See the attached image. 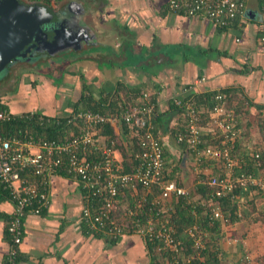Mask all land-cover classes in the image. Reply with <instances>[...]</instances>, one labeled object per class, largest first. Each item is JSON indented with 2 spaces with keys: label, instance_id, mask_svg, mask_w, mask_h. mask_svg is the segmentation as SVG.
I'll list each match as a JSON object with an SVG mask.
<instances>
[{
  "label": "crops",
  "instance_id": "1",
  "mask_svg": "<svg viewBox=\"0 0 264 264\" xmlns=\"http://www.w3.org/2000/svg\"><path fill=\"white\" fill-rule=\"evenodd\" d=\"M66 1L84 9L97 45L23 66L18 76L1 80L0 103L12 114H35L22 120L29 125L23 130L45 140L31 129L33 121L38 127L43 123L60 126V119L74 110L102 100L106 112L110 105L129 108L146 93L156 103L157 135L173 160L181 148L171 131L182 121L179 110L171 109L174 99L232 90L245 106L250 104L246 111L264 110V43L260 42L264 28L259 0H245V16L225 28L170 10L169 0ZM111 128L121 150L132 152L136 140L130 130L126 127L125 133L119 123ZM72 131L65 136L77 133ZM94 132L99 140L106 138L100 130ZM115 152L120 156V149ZM50 194L47 212L24 219L14 264L147 262L144 243L137 235L104 240L84 232L79 223L81 190L75 178L57 173ZM11 212V203L0 198V264H7L10 237L6 226ZM251 212L244 221L230 222V229L225 230L231 232L226 236L222 228L217 231L222 254L217 264H264V221L257 211ZM241 223L246 225L240 226L243 231L233 232Z\"/></svg>",
  "mask_w": 264,
  "mask_h": 264
},
{
  "label": "built area",
  "instance_id": "2",
  "mask_svg": "<svg viewBox=\"0 0 264 264\" xmlns=\"http://www.w3.org/2000/svg\"><path fill=\"white\" fill-rule=\"evenodd\" d=\"M259 1L264 28V0ZM168 7L187 16L206 18L219 28L228 27L245 16L246 11L245 0H169ZM260 42L264 43V34ZM140 99L132 107L119 108L112 114L71 112L67 123L79 122L83 128L66 143L43 140L23 129L12 134L5 132L2 124L15 119L28 120L35 114L16 115L6 109L0 110V189L8 194L7 201L12 205L6 226L10 237L7 264L15 263L24 219L49 210L51 180L63 167L60 155L79 147L96 151L103 157L92 163L74 155L68 159L66 174L77 180L81 190L79 223L104 240L139 236L145 246L147 262L138 264H208L204 253L213 234L194 223L184 232L186 240L181 239L169 214L174 201L182 198L194 220L197 207H206L210 226L225 224L228 220L229 211L223 213L217 202L224 195H230L234 204L245 203L244 196L234 194L238 188L245 192L255 187L264 204V146L254 149L242 146L235 151L243 129L240 115L229 108L226 92L212 93L207 118L201 110H196L191 97L176 98L173 102L186 120L184 133L175 134V139L178 144L185 142L189 165L197 175L196 183L203 178L216 202L192 199L189 190L165 179L164 146L151 122L156 103L146 93ZM39 120L41 123L42 118ZM119 122L126 124L131 135L138 138L139 149L134 152L133 159L139 163L134 172L123 171L121 160L113 151V142L104 143L93 131L97 125L112 127ZM203 137H210L214 143L205 144ZM214 165L220 170H215ZM248 168L257 173L239 172L241 169L248 171ZM153 191L157 192L154 196L151 195ZM241 207L238 206V210ZM162 211L168 214L162 216Z\"/></svg>",
  "mask_w": 264,
  "mask_h": 264
},
{
  "label": "trees",
  "instance_id": "3",
  "mask_svg": "<svg viewBox=\"0 0 264 264\" xmlns=\"http://www.w3.org/2000/svg\"><path fill=\"white\" fill-rule=\"evenodd\" d=\"M25 1H35V2H39L40 4L46 5L50 8L56 9L59 5H61L62 3H67L66 0H25ZM53 4V5H52ZM19 68H24L23 66H18ZM15 72V71H14ZM12 77H14V73L11 74ZM0 83H2V81L0 80ZM228 96V104L231 102V100H237L235 93L232 90H227L225 91ZM211 96L212 93L209 94H198L194 97V103H195V107L196 110H201L202 115L205 116L207 118V114L208 111L210 110L212 101H211ZM141 101V99L139 100ZM238 105L236 107H232L229 105V108L233 109L234 112L236 114H241L242 108H243V100L241 101L240 99H238ZM137 104V103H136ZM104 101H100L99 103H94L93 107H87L83 110H81V112L83 111H93V112H106V110L104 109ZM250 106L249 103H247L248 107ZM109 110H107V113H114L118 108L117 107H113V106H108ZM116 108V109H115ZM1 109H6V107L4 106V104L0 103V110ZM172 110H179L175 105H172L171 107ZM8 110V109H6ZM176 110V111H177ZM256 111L259 113V120H258V124L260 127V130H262V132H264V110H262L259 107H256ZM74 112H80L79 110H74ZM180 112V111H179ZM181 114V112H180ZM26 115V114H24ZM155 116H156V110H155ZM153 116L152 118V123L155 127V132L157 131V123H156V117ZM181 122L180 124H177L174 128H172V133L177 134V133H184V128L186 126V120L181 118ZM28 123L26 122H22V120L19 119H15L13 121H11L10 123H5L2 124V128L4 127L5 132L12 134L13 132H15L17 129H27L29 125H27ZM199 124H201L199 122ZM35 126V127H34ZM119 126L121 127L122 131H124L125 133L127 132V128L128 126L122 122H119ZM127 127V128H126ZM258 127V128H259ZM34 128V131L41 135L45 140H53L55 142L58 143H63V142H70L72 140L71 135H69L68 137L65 136L66 133L69 131L73 132L72 130H77V133L72 134L73 136L79 134L83 128V125L79 122H75V123H67V118H61L60 119V126H54V125H45L44 123L41 124L39 127L37 126V124L35 123V121H33V127L31 126V129ZM36 129V130H35ZM96 130H100L101 133L103 135H105V139H103L102 141L108 145H110V143L113 142V151H116V149H120L121 152H119L120 156L119 159L121 160L120 165L123 167V171L130 173V172H134L137 164L139 163V161H135L133 159V154L135 151H138L139 146L137 144L138 142V138L135 137L134 139L136 140V142L134 143V145H132L131 150L132 152H124V150H121L122 147L118 146L120 142H118L117 138L113 135V130L109 125H103V126H95L93 128V131ZM138 130V129H137ZM140 132L143 131V129H139ZM140 132L137 131V133L140 134ZM244 133V132H243ZM243 133L241 135V139L239 140V142H237V144L235 145V151L238 152L239 149L243 146L242 145V138H243ZM175 136V135H174ZM95 137L99 138L98 134L95 133ZM210 137H203V140L205 142V144H209V143H214V141H212L211 139H209ZM162 143V142H161ZM180 148H181V153L179 156V163L181 161V156L182 154L186 151V144L185 142H181L180 144ZM261 147L264 146V144L260 145ZM257 148V147H253ZM163 156L166 159V169L163 172V175L165 177L166 180L170 181L173 180L177 186L182 187L184 185H186L184 183V180L181 177V173H180V169L178 166V163L176 164H170L169 162V153L166 152L165 148L163 147ZM130 151V150H129ZM93 152V153H90ZM71 155L76 156L78 159L79 158H84L86 161L89 162H98L100 160L103 159V157L97 153L96 151H86V150H82L81 147H79L78 149H76L74 152H70V153H64L62 155H60V158L63 161V167L61 168V170L58 171V173L62 174V175H67L66 174V169L68 167V159ZM239 172L241 173H246V172H252L254 174H256V171H252L251 168H248L247 170L241 169L239 170ZM204 181V183H203ZM184 184V185H183ZM155 189V188H154ZM255 187H249L247 191L243 192L241 191L239 188L236 189L234 192V194H238L240 195V197L245 198V200L248 198V200L250 201V195L257 193V195L259 196L258 192H256ZM158 192V190H156ZM153 191V194L151 195H156L157 192ZM191 198H198L197 201L200 200H204V201H214L216 202L217 199L213 198L211 196L212 194V189L209 188L206 184V181L203 180L202 178V182L196 183L194 184V187L189 191ZM250 193V194H249ZM7 193L3 190L0 189V198L1 199H5L7 200ZM260 197V196H259ZM150 198V196H149ZM174 201V200H173ZM218 204H220L221 209L223 211V213H226L229 211L230 217H231V222L236 221L237 218V214H238V206L237 204L232 203L231 197L230 195H224L221 199H219ZM247 202V201H245ZM252 205H255L254 203ZM251 205V206H252ZM146 208V206L144 207V209ZM255 207L254 209H252V211H255ZM197 214H196V220H194V218L191 215V210L189 208V206L186 207V204H184V200L181 198L177 201H174L171 211H170V216H171V221L174 224L177 233L179 235V237L181 239H185L186 240V236L184 234L185 230L191 226L192 224L196 223L199 228H201L202 230L205 231H214L213 233H216V229L218 228V223L214 224L213 226H210L209 224V220H208V210L206 209V207H202V206H198L197 207ZM203 213V215H202ZM247 213V211H246ZM245 213V214H246ZM168 214L167 211H162V216ZM248 214V213H247ZM258 218L262 221H264V212H261V214H259ZM81 226L83 227L84 232L87 235H93L92 232H90L89 230L86 229V227L81 223ZM218 233V232H217ZM94 236V235H93ZM211 241V244H208L207 247V252L205 251L204 255L206 258V262L208 264H217L218 260L221 259L220 257H222L219 245L217 243L218 240H216V238L214 236H211V238H209ZM188 244V242H187ZM189 245V244H188ZM17 260V257L15 258V261Z\"/></svg>",
  "mask_w": 264,
  "mask_h": 264
},
{
  "label": "water",
  "instance_id": "4",
  "mask_svg": "<svg viewBox=\"0 0 264 264\" xmlns=\"http://www.w3.org/2000/svg\"><path fill=\"white\" fill-rule=\"evenodd\" d=\"M97 36L74 2L56 9L35 1L0 0V80L6 81L18 66L32 67L40 60L80 52L97 45ZM185 152L179 169L187 171Z\"/></svg>",
  "mask_w": 264,
  "mask_h": 264
},
{
  "label": "rangeland",
  "instance_id": "5",
  "mask_svg": "<svg viewBox=\"0 0 264 264\" xmlns=\"http://www.w3.org/2000/svg\"><path fill=\"white\" fill-rule=\"evenodd\" d=\"M91 51V50H90ZM35 68V67H33ZM22 70L19 67H16L15 72H14V76H18L20 74V71ZM11 88H13V86H10ZM4 88H7V86L5 85ZM238 98L237 100H231V102L229 103L230 106L232 107H236L238 105ZM246 106L243 104V108L240 114V118H241V126L243 129V140H242V145L244 147H249V148H253V147H261L260 145L264 144V132H262V130H260V127L258 124V120H259V113L258 112H254V111H246L245 110ZM259 127V128H258ZM170 164H176L178 163L179 166V156L174 157L173 160H169ZM215 170L219 169L218 165H214ZM185 173H183V171L180 170L181 173V177L184 180V183L186 185L182 186L183 188L187 189V190H191L194 187V184H196L197 181V175L194 174V172L192 171V166L189 165L187 171H184ZM196 199V198H195ZM250 201L248 200V198L246 199L247 202H245L244 204H239L237 206H241L240 210H238V216L236 218L237 222L240 221H244L246 217H248L250 214H252V209H254L255 207V211L256 215L261 214V212H264V204L262 203L260 197L257 195V193L250 195ZM255 205H252V204ZM252 205V206H251ZM247 211V213H246ZM246 213V214H245ZM203 215V213H202ZM228 218L227 222L225 224L219 223L218 228L216 229V231L219 230V232L221 231L220 229H223V233L226 236L227 233H230L231 231H227L225 230V228L227 227V229H230V222H231V217L230 214L229 216H226ZM240 226L245 227L246 225L244 223H241L239 226H236V229L238 231H233V232H239V231H243L242 228H240ZM235 229V230H236ZM214 231L210 232V234L212 233L215 238H216V233H213ZM235 235V234H234ZM234 235H230L232 237H234ZM224 236V237H225ZM238 236V235H237ZM211 238V237H210ZM226 238V237H225ZM227 238H229V236H227ZM217 240V239H216ZM235 243H237L238 241L234 240ZM208 242L211 244L210 239L208 240Z\"/></svg>",
  "mask_w": 264,
  "mask_h": 264
}]
</instances>
